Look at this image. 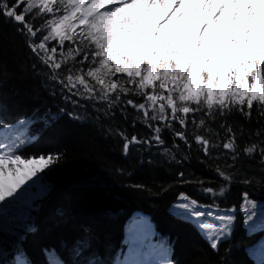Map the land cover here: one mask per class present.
Returning <instances> with one entry per match:
<instances>
[{
  "label": "snow or ice",
  "instance_id": "1",
  "mask_svg": "<svg viewBox=\"0 0 264 264\" xmlns=\"http://www.w3.org/2000/svg\"><path fill=\"white\" fill-rule=\"evenodd\" d=\"M0 17L18 25L16 30L47 69L45 75L53 82L52 94L74 107H83L80 101H87L106 118H112L119 109L127 119L129 108L134 110L132 126L140 123L151 135L129 138L125 130L109 128L110 135L123 140V155H129L136 145L163 146L162 132L167 129L172 133L174 149L180 148L177 140L190 149L191 139L204 157L223 162L215 172L225 184L214 189L195 182L214 199L227 194L235 173L224 168L235 169L240 159L237 136L243 134V128L238 133L225 121L220 124L224 132L221 136L208 121L227 117L233 111L250 120L254 107L264 118V0H14L11 4L0 0ZM37 20L42 21L39 26ZM132 97H142V102ZM5 111L0 102L3 214L33 199V188L46 191L40 173L46 175L63 159V153L29 158L17 154L39 137L28 134L27 120H20L16 126L4 124ZM65 112L59 109L60 114ZM66 114L75 120L86 119L76 112ZM57 119V114L49 112L45 123ZM254 135L260 139L246 145L242 152L248 159L259 156L257 163L264 171V126ZM210 136L216 137L215 142ZM164 154L180 163L171 149L165 148ZM178 177L182 183L190 182L183 179V172ZM168 190L163 188L162 192ZM177 199L180 202L174 205L173 214L194 220L210 248L218 250L230 234L234 217L220 214L214 203L200 205L184 193ZM244 201L242 210L257 207L247 193ZM25 230L33 229L26 225ZM85 248L82 241L74 255L79 257ZM149 248L144 261L117 259L116 264H174L164 243ZM152 256L159 259L152 261ZM16 264L27 261L18 256Z\"/></svg>",
  "mask_w": 264,
  "mask_h": 264
},
{
  "label": "trees",
  "instance_id": "2",
  "mask_svg": "<svg viewBox=\"0 0 264 264\" xmlns=\"http://www.w3.org/2000/svg\"><path fill=\"white\" fill-rule=\"evenodd\" d=\"M40 23L36 21L37 26ZM17 27L0 17V102L6 109L3 119L9 126L27 120L28 134L39 137L26 146L22 158L63 153V159L46 175L40 173L47 190L34 201L35 205L27 211L17 205L0 215V264L10 262L19 253L32 264H48L53 254L70 262L82 241L86 242L83 252L99 258L120 243L123 222L134 209L149 213L159 232L172 243L174 264H264V259L257 263L245 251L257 241L260 231L249 234L242 223H237L229 238L214 251L192 220L177 218L167 209L181 193L201 205L214 203L221 209H240L245 193L252 201L264 202V171L257 163L259 156L248 159L242 152L246 145L260 139L254 133L264 126V118L258 116L255 107L250 120L233 111L227 117L208 121V126L221 136L224 132L220 124L225 121L238 133L243 128V134L237 136L240 159L235 169L224 168L235 173L230 190L224 197L214 199L211 194L205 195L195 181L214 189L225 184L215 172L218 164L222 166L221 160L204 157L191 139L190 149L179 140V150L174 149L172 133L167 129L162 132L163 147L136 145L129 155H123V140L110 135L109 128L125 130L129 138L151 135L140 123L132 126L134 110L129 108L127 119L119 109L112 118H106L87 101H80L83 107H74L60 95L52 94L53 82L45 75L47 69L32 54ZM132 98L142 102V97ZM61 108L66 110L64 114L59 113ZM69 111L86 119H72L66 114ZM49 112L57 114L58 119L47 124ZM191 127L189 122L190 133ZM210 138L215 142V136ZM165 148L175 153L179 164L164 154ZM216 155L214 149L213 156ZM180 172L189 183L180 181ZM163 188L169 190L162 192ZM26 225L33 230L26 231Z\"/></svg>",
  "mask_w": 264,
  "mask_h": 264
},
{
  "label": "rangeland",
  "instance_id": "3",
  "mask_svg": "<svg viewBox=\"0 0 264 264\" xmlns=\"http://www.w3.org/2000/svg\"><path fill=\"white\" fill-rule=\"evenodd\" d=\"M174 7H175V5H174ZM29 183H31V182H29ZM256 205H257V207L255 209L249 207L246 210H241L240 213H241V215H243L242 221H246L245 223H247V222L251 223L252 221L258 222L260 219L264 220V203L257 202ZM219 212H220V214L227 213V214H230L234 217L232 225H231V228H232V226L235 224V221H236V218H235L236 217V210L229 209V210H223V211H219ZM249 216H251V219L248 218ZM134 223H139V222L134 221ZM134 223H132L129 226V228L134 227V226H132V225H134ZM144 224L147 225V222H145ZM128 229H127V231H128ZM137 229H138V227L133 229V232H132V234H134L135 236H138ZM127 231H125L126 235H127ZM253 247L250 248L251 253H252ZM255 249L258 251H261L263 253L264 252V240L262 242H259V244L255 245ZM254 258L257 259L256 257H254ZM257 260H259V259H257Z\"/></svg>",
  "mask_w": 264,
  "mask_h": 264
},
{
  "label": "bare ground",
  "instance_id": "4",
  "mask_svg": "<svg viewBox=\"0 0 264 264\" xmlns=\"http://www.w3.org/2000/svg\"><path fill=\"white\" fill-rule=\"evenodd\" d=\"M136 227H138V225Z\"/></svg>",
  "mask_w": 264,
  "mask_h": 264
}]
</instances>
